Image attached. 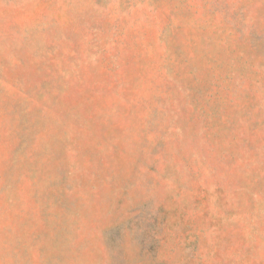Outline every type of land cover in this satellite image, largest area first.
Returning <instances> with one entry per match:
<instances>
[{"label":"rangeland","instance_id":"1","mask_svg":"<svg viewBox=\"0 0 264 264\" xmlns=\"http://www.w3.org/2000/svg\"><path fill=\"white\" fill-rule=\"evenodd\" d=\"M0 264H264V0H0Z\"/></svg>","mask_w":264,"mask_h":264}]
</instances>
